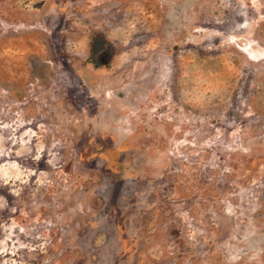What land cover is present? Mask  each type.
I'll list each match as a JSON object with an SVG mask.
<instances>
[{
    "label": "rangeland",
    "instance_id": "1",
    "mask_svg": "<svg viewBox=\"0 0 264 264\" xmlns=\"http://www.w3.org/2000/svg\"><path fill=\"white\" fill-rule=\"evenodd\" d=\"M0 264H264V0H0Z\"/></svg>",
    "mask_w": 264,
    "mask_h": 264
}]
</instances>
